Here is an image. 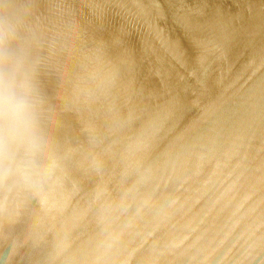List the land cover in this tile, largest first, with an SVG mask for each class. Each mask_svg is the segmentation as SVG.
<instances>
[{
    "label": "water",
    "instance_id": "95a60500",
    "mask_svg": "<svg viewBox=\"0 0 264 264\" xmlns=\"http://www.w3.org/2000/svg\"><path fill=\"white\" fill-rule=\"evenodd\" d=\"M44 143L0 185V264H264V0H0Z\"/></svg>",
    "mask_w": 264,
    "mask_h": 264
},
{
    "label": "clouds",
    "instance_id": "9594fccd",
    "mask_svg": "<svg viewBox=\"0 0 264 264\" xmlns=\"http://www.w3.org/2000/svg\"><path fill=\"white\" fill-rule=\"evenodd\" d=\"M17 32L7 14L0 13V185L21 170L19 153L34 157L44 143L30 83L22 78V63L12 49Z\"/></svg>",
    "mask_w": 264,
    "mask_h": 264
}]
</instances>
